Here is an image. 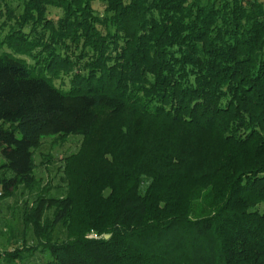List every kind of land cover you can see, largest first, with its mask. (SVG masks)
Masks as SVG:
<instances>
[{"label":"trees","instance_id":"1","mask_svg":"<svg viewBox=\"0 0 264 264\" xmlns=\"http://www.w3.org/2000/svg\"><path fill=\"white\" fill-rule=\"evenodd\" d=\"M96 1L0 0V199L82 136L0 264H264V0Z\"/></svg>","mask_w":264,"mask_h":264},{"label":"rangeland","instance_id":"2","mask_svg":"<svg viewBox=\"0 0 264 264\" xmlns=\"http://www.w3.org/2000/svg\"><path fill=\"white\" fill-rule=\"evenodd\" d=\"M95 6L99 13L102 12L103 5L100 0L95 2ZM59 14L60 11L56 8L49 11L52 17ZM2 19L1 17L0 20ZM6 33H8V25L1 31L0 36ZM8 50L10 51L5 44L0 47V53ZM25 58L28 62H33L31 58ZM81 139L82 136L79 134L66 136L47 134L40 137L39 145L33 149V159L36 163L33 173L36 176V184L31 189L19 186L13 195L0 199V257L6 250L11 251L24 242L27 245L34 242L30 227H23V212L33 203L37 195L61 197L65 194L63 158L78 151ZM259 208L264 211L263 204L259 205ZM46 214L51 215V211H47ZM35 253L23 258L22 262L17 264H46L49 255L46 252Z\"/></svg>","mask_w":264,"mask_h":264},{"label":"water","instance_id":"3","mask_svg":"<svg viewBox=\"0 0 264 264\" xmlns=\"http://www.w3.org/2000/svg\"><path fill=\"white\" fill-rule=\"evenodd\" d=\"M108 235H106L105 237H107Z\"/></svg>","mask_w":264,"mask_h":264}]
</instances>
